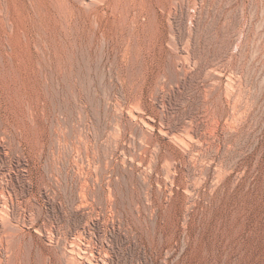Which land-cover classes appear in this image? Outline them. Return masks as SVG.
Segmentation results:
<instances>
[{
  "label": "rangeland",
  "instance_id": "374dc122",
  "mask_svg": "<svg viewBox=\"0 0 264 264\" xmlns=\"http://www.w3.org/2000/svg\"><path fill=\"white\" fill-rule=\"evenodd\" d=\"M0 260L264 264V0H0Z\"/></svg>",
  "mask_w": 264,
  "mask_h": 264
},
{
  "label": "bare ground",
  "instance_id": "6f19581e",
  "mask_svg": "<svg viewBox=\"0 0 264 264\" xmlns=\"http://www.w3.org/2000/svg\"><path fill=\"white\" fill-rule=\"evenodd\" d=\"M61 2H62V1H61ZM100 2H101V1H100ZM35 3H36V2H35ZM62 3H63V2H62ZM41 9H42V7H41ZM11 26H12V25H11ZM21 31H22V30H21ZM47 34H48V33H47ZM46 36H47V35H46ZM40 43H41V42H40ZM56 43H57V42H56ZM38 45H39V44H38ZM55 46H56V45H55ZM40 50H41V49H40ZM17 56H18V55H17ZM49 56H50V55H49ZM44 60H45V59H44ZM38 63H39V62H38ZM1 187H2V186H1ZM4 198H5V196H4ZM15 199H16V198H15ZM10 203H11V202H10ZM19 205H20V204H19ZM31 205H32V204H31ZM3 211H4V210H3ZM10 212H11V211H10ZM3 214H5V213H3ZM9 214H10V213H9ZM7 215H8V214H7ZM1 217H2V216H1ZM12 218H13V217H12ZM27 218H28V217H27ZM4 219H5V218H4ZM4 219H3V220H4ZM14 220H15V219H14ZM18 220H19V218H18ZM33 220H34V219H33ZM33 220H32V221H33ZM7 221H8V220H7ZM34 222H35V221H34ZM8 223H9V221H8ZM2 224H3V223H2ZM4 224H5V223H4ZM6 225H7V224H6ZM21 225H22V224H21ZM23 225H24V224H23ZM4 227H5V226H4ZM26 227H27V226H26ZM8 230H9V229H8ZM9 231H10V230H9ZM14 231H15V230H14ZM11 232H12V231H11ZM16 233H17V232H16ZM49 234H50V233H49ZM2 236H3V235H2ZM9 236H10V234H9ZM11 236H13V235H11ZM49 237H50V236H49ZM20 239H21V238H20ZM50 239H51V238H50ZM8 240H9V239H8ZM2 242H3V241H2ZM11 242H12V241H11ZM15 243H16V242H15ZM11 244H12V243H11ZM50 245H51V244H50ZM7 248H8V247H7ZM7 250H8V249H7ZM10 251H11V250H10ZM1 255H2V254H1ZM17 256H18V255H17ZM6 257H7V256H6ZM68 259H69V258H68ZM71 259H72V258H71ZM73 259H74V258H73ZM69 260H70V259H69ZM69 260H68V261H69ZM0 261H1V260H0ZM69 262H70V261H69ZM69 262H68V263H69ZM73 262H74V261H73ZM73 262H72V263H73ZM76 264H77V262H76Z\"/></svg>",
  "mask_w": 264,
  "mask_h": 264
}]
</instances>
